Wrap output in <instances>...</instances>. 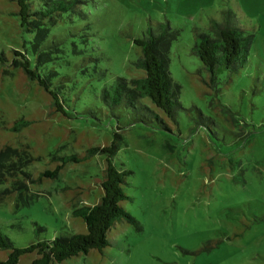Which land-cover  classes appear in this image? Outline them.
<instances>
[{
  "label": "rangeland",
  "instance_id": "rangeland-1",
  "mask_svg": "<svg viewBox=\"0 0 264 264\" xmlns=\"http://www.w3.org/2000/svg\"><path fill=\"white\" fill-rule=\"evenodd\" d=\"M89 3L81 4L75 16L46 24L48 62L39 64L31 55L39 69L54 73L53 80L70 77L60 83V93L70 98L72 117L54 112L49 93L24 77L21 56L11 54L0 64V149L25 145L32 156L27 170L36 175L66 155L109 145L117 132L115 163L132 171L124 207L141 229L118 222L108 232L111 244L103 253L91 250L54 264H264V0ZM227 10L254 37L247 65L231 83H226L227 71L219 70V101L216 90L201 79V60L191 50L197 28L214 35L212 19L223 21ZM13 11L12 1L0 0V49L23 52L29 35L20 30ZM151 20L169 21L180 30L169 68L181 87L184 109L177 111V122L167 120L170 130L136 121L133 111L103 97L118 76L141 75L134 65L141 55L134 40ZM84 58H90L85 65ZM227 108L235 115L231 121ZM197 109L211 119L208 126L197 123ZM29 116L37 124L20 132L8 129ZM106 164V154L70 162L56 179L35 185L40 197L31 205L18 207L12 199L0 204V229L19 247L85 232L84 220L73 209L98 201ZM38 226L43 230L38 232ZM211 239L221 242L199 250ZM35 256L23 255L20 264H31ZM6 257L7 250L0 249V260Z\"/></svg>",
  "mask_w": 264,
  "mask_h": 264
},
{
  "label": "trees",
  "instance_id": "trees-1",
  "mask_svg": "<svg viewBox=\"0 0 264 264\" xmlns=\"http://www.w3.org/2000/svg\"><path fill=\"white\" fill-rule=\"evenodd\" d=\"M14 5L13 15L19 18V28L29 36L24 39L21 47L25 49L11 50L10 52L0 49V64H6L11 54L21 56L20 69L28 80L37 83L51 97L54 112L61 118L72 117L70 98L68 101L60 93L64 82L70 81L69 76H61L53 80V72L39 69L40 62H48L49 54L44 49L49 47L45 42L46 24L59 17L67 18L75 16L81 4L90 5L93 0H10ZM198 38L192 47V54L201 60L199 73L201 79L209 86L220 101L219 70L224 68L228 77L226 83H231L235 75L247 65L250 56V48L253 34L247 33L238 23L237 15L232 10L226 11L223 21L212 19L210 31L201 32L197 28ZM180 30L172 27L169 21L157 22L151 20L142 37L135 38V44L140 48L141 55L134 62L135 67L141 71V75L126 78L118 76L114 83L103 90L106 102L113 106L125 107L135 114L136 121L147 125H161L170 130L168 119L177 122V111L184 109L180 100L181 87L172 78L170 72V52L174 41L178 40ZM54 45L58 42L52 41ZM37 64L31 55L34 53ZM90 59V58H89ZM89 59H83L82 64L88 63ZM15 58L12 59L15 62ZM205 73V76H203ZM61 83V84H60ZM65 100L67 102H65ZM194 110V107L187 109ZM196 121L198 124L208 126L206 117L200 109ZM229 120H233V111L227 108ZM206 118V120H205ZM38 120L32 117H23L16 120L8 129L12 132H20L37 124ZM109 145L91 146L82 154H71L61 158L62 162L54 164L52 168H46L33 175L27 167L32 156L29 149L5 145L0 149V204L8 200H15L18 207L31 205L40 196L33 192L35 185L48 179H56L67 164L70 162L84 163L92 160L97 154H106V168L103 170L101 181V196L95 204H83L75 206L73 214L84 220L85 232L72 234H60L51 240H38L24 247L17 246L0 229V249L7 250V257L0 260V264H20L25 254L35 253L31 264H54L64 260L89 254L91 250L103 253L111 242L108 232L118 222L128 221L135 224L138 229L141 226L138 220L124 207V202L130 200L126 192L127 177L132 174L131 170L119 167L114 160L117 153V139ZM30 159H27L29 158ZM33 175V176H32ZM43 230L42 226L37 231ZM241 236V231L236 233ZM221 240L211 239L205 242L199 250H211Z\"/></svg>",
  "mask_w": 264,
  "mask_h": 264
}]
</instances>
